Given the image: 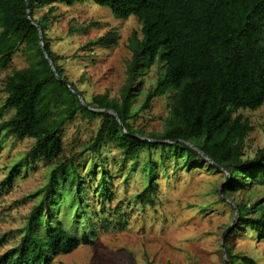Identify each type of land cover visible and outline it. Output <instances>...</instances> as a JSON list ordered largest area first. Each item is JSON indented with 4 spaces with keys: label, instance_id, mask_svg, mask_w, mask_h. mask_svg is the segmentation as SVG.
<instances>
[{
    "label": "trees",
    "instance_id": "trees-1",
    "mask_svg": "<svg viewBox=\"0 0 264 264\" xmlns=\"http://www.w3.org/2000/svg\"><path fill=\"white\" fill-rule=\"evenodd\" d=\"M87 1L29 0L28 7L27 0H0V71L11 65L18 51L24 52L28 62L6 78L7 98L0 106V117L6 111L13 114L0 123V131L17 140L34 139L23 161L51 165L49 181L40 189L18 242L0 254V264H53L60 255L92 245L101 232L111 231L124 220L121 216L115 224L97 222L86 210L85 179L74 159L64 154V128L79 116L101 118L96 136L87 145L95 156H101L109 143L134 165L147 155L141 167L146 185L135 195L142 206L155 205L160 165L164 171L169 163L187 171L225 169L227 182L218 192L233 199L239 212V222L225 238L227 257L232 264H259L253 257L235 254L230 237L245 228L264 241V203H250V195L264 187V147L255 157H245L246 140L254 127L239 114L264 107V0H94L110 8L116 19L135 16L141 32L129 38L131 56L119 97L97 94L89 101L68 77L60 63L63 57L55 53L48 36L55 4L72 7ZM49 4L53 5L37 17V11ZM33 22L41 27L46 52L61 79L44 54ZM118 41L115 32H108L84 47L107 49ZM153 66L159 67L158 77L144 94L140 109L147 111L155 98L169 96L162 131L134 126L144 76ZM71 88L89 107L114 110L121 122L112 114L85 108ZM105 170L102 165L101 191L106 194ZM237 194L249 200L234 198ZM71 219L77 220L72 227ZM122 225L115 229L122 230Z\"/></svg>",
    "mask_w": 264,
    "mask_h": 264
},
{
    "label": "rangeland",
    "instance_id": "rangeland-1",
    "mask_svg": "<svg viewBox=\"0 0 264 264\" xmlns=\"http://www.w3.org/2000/svg\"><path fill=\"white\" fill-rule=\"evenodd\" d=\"M50 5L53 4L37 11V17L48 11ZM55 6L57 11L48 36L55 53L63 57L60 63L70 80L77 83L88 101L97 94L119 97L127 78L126 62L131 56L129 38L135 31L141 32L138 19L135 16L116 19L110 8L100 7L94 0L72 7ZM108 32H115L119 37L117 46L107 49L96 46L89 50L84 47L89 40ZM27 65L24 52L18 51L11 65L0 71V106L7 98L4 84L7 76ZM158 72L159 67L153 66L144 76L135 108L137 129H163V118L170 108L169 96L155 98L147 111L140 109V102L155 83ZM12 114L13 111H6L0 123ZM239 114L254 127L244 149L245 157L253 158L258 149L264 147V107L255 111L241 110ZM100 125L101 118L90 120L82 116L69 123L63 132L64 154L74 159L85 179L86 210L95 215L97 222L111 220L115 224L123 216L124 220L117 223L123 224L122 230L115 229L116 225L111 231L101 232L92 245L60 255L53 264H145L148 261L155 264H232L227 257L225 238L239 222V215L235 201L218 192H222L227 182L225 170L216 173L206 169L187 171L169 163L164 171L160 165L155 205L142 206L135 195L146 185L141 167L147 155H142L134 165L132 160L124 161L123 152L112 143L106 145L101 156L90 153L87 145ZM34 144V139L17 140L0 131V254L18 242L23 225L40 198V189L49 181L50 164L23 161L26 151ZM156 158H160L157 152ZM102 165L106 167V194L101 191ZM91 172L94 175H90ZM234 198L249 200L241 194ZM257 200L264 203V187L250 195L251 204ZM76 221L71 219L70 227ZM249 233L245 228L233 233L230 237L232 249L235 254L248 255L264 264V241Z\"/></svg>",
    "mask_w": 264,
    "mask_h": 264
},
{
    "label": "water",
    "instance_id": "water-1",
    "mask_svg": "<svg viewBox=\"0 0 264 264\" xmlns=\"http://www.w3.org/2000/svg\"><path fill=\"white\" fill-rule=\"evenodd\" d=\"M27 4H28V7H29V0H27ZM27 12H28L29 18L31 19V12H30V9H28ZM33 24L36 25V26L39 28V31H40V37H41V42H40V44H41V47H42V49H43V51H44V54H45L46 58L49 60V63H50V65L52 66V68H53L54 72L56 73L57 77H58L59 79H61L60 76L58 75V73H57L55 67H54V63H53V61L50 59V57L48 56V54H47V52H46V48H45L44 41H43V33H42V30H41L40 25L38 24V22H33ZM71 90H72V91H73V92H74V93L80 98V101H81V103L85 106V108L87 107V108H89V109H91V110H93V111H95V112H99V113H109V114H112V115H114V116L120 121V118H119L118 114H117L114 110L91 108V107H89V106L87 105V103H85V100H84L83 96H82L79 92L75 91V90L72 89V88H71ZM120 122H121V121H120ZM121 126H122V128H124V125H123L122 123H121ZM204 156H205L206 160H208L210 163H212V164H214L215 166H217V165L214 163V161L210 159V157H208V156H206V155H204ZM219 168H220V167H219ZM220 169L225 170V169H223V168H220ZM225 172H226V170H225ZM235 210H236V213L239 215V212H238L237 207L235 208Z\"/></svg>",
    "mask_w": 264,
    "mask_h": 264
}]
</instances>
